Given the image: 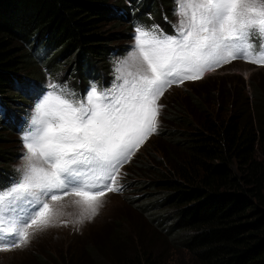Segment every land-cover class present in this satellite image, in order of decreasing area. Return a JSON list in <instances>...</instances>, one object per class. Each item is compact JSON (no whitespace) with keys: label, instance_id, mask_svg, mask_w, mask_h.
Segmentation results:
<instances>
[{"label":"trees","instance_id":"1","mask_svg":"<svg viewBox=\"0 0 264 264\" xmlns=\"http://www.w3.org/2000/svg\"><path fill=\"white\" fill-rule=\"evenodd\" d=\"M174 6L172 0H0V114L4 120L12 117L0 130V141L14 129L26 131L28 120L14 113V105L35 102L21 70L27 74L41 65L51 80L70 70L77 78L70 85L83 96L88 82L99 83L100 71H107L110 60L127 49L113 44L124 31L106 32L104 26L117 25L124 17L128 32L137 25L148 30L159 24L164 34L175 37L165 19ZM31 50H43L47 62L31 61ZM197 96L166 114L171 123L159 136L174 152L159 145L153 154L158 152L164 161L145 159L137 166L144 176L148 169L163 168L158 183L164 192L142 203L131 201L157 226L155 235L185 249L187 264H264V92L253 88L250 99L243 94L223 111V119ZM187 113L194 119L188 120ZM13 156L15 152L0 146V191L17 180ZM156 205L170 206L173 212L162 211L159 217ZM121 232L115 230L109 239L123 245L112 262L106 254L100 259L95 247H86L98 261L93 264H175L155 255L150 246L124 251L128 237Z\"/></svg>","mask_w":264,"mask_h":264},{"label":"snow or ice","instance_id":"2","mask_svg":"<svg viewBox=\"0 0 264 264\" xmlns=\"http://www.w3.org/2000/svg\"><path fill=\"white\" fill-rule=\"evenodd\" d=\"M174 2L173 14L182 17L177 36H167L158 25L136 26L134 50L147 71L126 94L110 97L93 84L81 98L67 85L50 83L52 90L36 100L22 135L26 163L0 195V251L28 243L27 229L47 214L49 200L75 194L90 203L106 191H119L112 186L115 173L156 131L149 116L158 117L156 100L167 87L228 58L264 63V0ZM254 55L261 59H250ZM95 214L92 207L90 216Z\"/></svg>","mask_w":264,"mask_h":264},{"label":"rangeland","instance_id":"3","mask_svg":"<svg viewBox=\"0 0 264 264\" xmlns=\"http://www.w3.org/2000/svg\"><path fill=\"white\" fill-rule=\"evenodd\" d=\"M113 1L118 2L119 0H110V3H113ZM172 1L174 2V0ZM118 7L123 8L121 10L124 11V7L121 5ZM175 8L176 4L171 9L169 16L165 15L168 30L173 31L174 35L177 34L179 21L182 19V17L173 14ZM119 20V24L109 23L103 29H106V32L114 31L115 33L124 31L113 44L127 49L121 56L117 54L110 60L107 71H100L99 77H101V80L99 83L91 81V84L84 88V95L78 94L81 98L86 97L93 84L96 86L97 93L104 92L110 97L119 96L122 90L126 94L133 82H137L139 77L147 71V62L142 59L138 50H134L136 27H132L128 32L126 26L129 23L126 22L124 17ZM158 26L159 29H162L159 24ZM123 35L124 37H122ZM23 48L26 51L29 50L25 46ZM43 54V50H31L29 56L31 61L35 60L42 64L47 62L48 58L47 54L44 56ZM256 57L259 56L254 55L250 59L255 60ZM37 64L35 63L34 67ZM64 67H66L65 64L62 65V68ZM37 68L38 71L34 70L25 74L21 70L19 74L22 77L24 76L27 91L29 94H34L32 97H34L35 102L37 97L40 98L42 94L52 90L49 87L50 83L67 85L69 90L77 91L76 88L70 85L72 79H77L76 76L72 77V74H69L70 70L56 73L59 80H51L49 75L43 71V66L37 65ZM26 75L33 76L34 80L26 78ZM125 81H127V84H125ZM121 85H123V89H121ZM22 88L24 89L20 85L21 90ZM253 88L264 92V66H257L253 62L242 58H228L227 62L203 73H197L192 79H185L182 83H173L170 87H167L156 100L159 111L158 117L152 114L149 116L150 121L156 126V131L139 142L130 158L115 173L112 186L120 190L106 191L97 201L90 203H86L75 194L61 196L56 201L49 200L47 214L41 217L37 224L27 229L26 238L28 243L8 251H0V264H93L98 262L94 261L85 252L86 247H95L100 259L106 254L110 258L108 262H112V256L115 255L116 249L123 247V245L117 246L118 243L114 244L109 240L115 230H121L122 236L126 235L129 239L126 243L124 242V251L130 250L132 252L150 246L155 255L169 263H189L185 249L155 235L157 226L154 227V222L149 221L144 211L134 205V201H131L136 199V201L142 203L148 201L149 198H158L162 195L164 191L161 190L158 180L161 177L160 173L163 172V168L157 169L158 171L148 169L144 176L140 173L142 170H138L137 166L145 159L152 161L153 158L155 161H164V158H158V152L153 154V149L155 147L159 148V145L171 153L174 152L173 149L175 148L170 147L159 135L163 127H168L171 123L167 117L168 115H166L167 112L175 106L181 109L182 101L187 103L189 97L198 95L199 101L209 107L212 113H215L216 110L215 116L223 119V111L230 108L231 103H239L243 94L250 99ZM233 96L234 99H232ZM229 97H231L230 103L227 101ZM35 102L32 104L26 102V105L22 103L21 105H14L16 108L14 113L20 116L24 114L28 120V125ZM160 105L162 107H159ZM0 116L2 117L1 114ZM186 118L193 120L194 116L187 113ZM2 119L4 123H2ZM2 119L0 120V130L12 122V117L10 119L6 117L5 120L2 117ZM23 134L24 132L18 134L14 129L12 134L3 135V139L0 141L1 147L15 152V156L12 157V170L16 173L17 179L21 175L18 169H23L26 163L23 159L27 151L22 140ZM155 166L154 164L153 168ZM93 179L95 181V177ZM92 207L96 208V214L90 216ZM145 207L147 208L146 204ZM156 207V213L159 217H162L160 215L162 211L173 212L170 206L156 205ZM38 257L42 258L41 262L38 261Z\"/></svg>","mask_w":264,"mask_h":264},{"label":"clouds","instance_id":"4","mask_svg":"<svg viewBox=\"0 0 264 264\" xmlns=\"http://www.w3.org/2000/svg\"><path fill=\"white\" fill-rule=\"evenodd\" d=\"M253 64H255L257 66H264V63H260V64L253 63Z\"/></svg>","mask_w":264,"mask_h":264}]
</instances>
